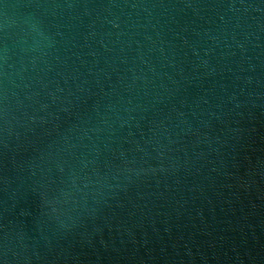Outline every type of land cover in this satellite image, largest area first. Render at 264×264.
Instances as JSON below:
<instances>
[{"label":"water","instance_id":"water-1","mask_svg":"<svg viewBox=\"0 0 264 264\" xmlns=\"http://www.w3.org/2000/svg\"><path fill=\"white\" fill-rule=\"evenodd\" d=\"M0 264H264V0H0Z\"/></svg>","mask_w":264,"mask_h":264}]
</instances>
